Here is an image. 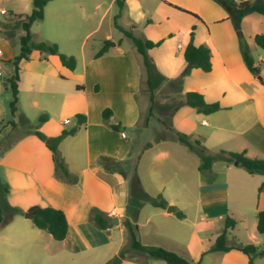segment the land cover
<instances>
[{
    "label": "crops",
    "instance_id": "crops-1",
    "mask_svg": "<svg viewBox=\"0 0 264 264\" xmlns=\"http://www.w3.org/2000/svg\"><path fill=\"white\" fill-rule=\"evenodd\" d=\"M15 1L17 0H10L12 8L16 7ZM20 1L31 3L32 0ZM84 1L51 0L45 5L43 18L49 15L51 20L49 30L52 33L44 42L56 41L54 34L64 35L70 40L77 33L81 22L95 18L92 27L86 33V36L91 35L116 4V0H86L93 8L91 11H85ZM123 1L124 10L129 6L130 0ZM144 1L146 13L155 15V20L148 22L146 28L153 24L160 26L168 22L167 18L160 14L158 4L174 10H177L173 8L174 6L179 7L200 19L177 10L192 18L186 23L184 32L188 35L194 27L193 44L204 45L210 49L211 70L209 72L197 68L187 70L183 61L176 71L175 66L173 67L176 61H162L161 64L166 67V71L162 72L158 63L151 60L153 70L149 76L141 63L144 69L142 74L139 61H136V65L133 61H95L111 56L110 50L98 58L91 56L86 61H76L73 71L62 66L56 55H44L36 51L38 54L36 57L20 62L19 67L22 71L18 81L16 111L14 115L9 114V117L5 118L0 108V205L3 213L0 232L2 233L4 229L2 224L10 228L14 225L13 227L17 226L19 229L20 235L41 236L30 229L33 226L32 221L23 223L17 219L32 206L52 207L61 210L67 220V236L60 241L63 249L58 252L60 260H66V264H79L77 253L102 245H108L109 252L95 254V260L87 264H105L115 257L127 240V230L124 226L126 219L136 224L137 237L142 246L163 247L181 257H189L191 262L197 261V264L207 253L217 254L219 264H238L235 261L237 257L235 253L239 252L238 250L209 252V249L223 230L226 216H231L237 223V220H244L245 211H252L254 219H250L252 229H255L256 214L264 211V191L258 192V187L264 182V175H251L240 166L217 160L212 163L209 171L204 172L206 177L203 179L200 177L198 205L200 204L202 208L190 221L191 226L182 225L188 220L187 215L172 201H166L165 208L153 206L154 210L147 211L140 217L144 203L138 202V197L145 194L153 198L163 190V185H157L149 190L145 188L141 175L137 173L135 174L137 186L135 190L131 187L130 178H125L113 165L130 159L132 144L118 143V140H125L126 135L122 136L121 132L113 131L109 124L117 122L137 126L143 106L140 105L137 112L134 98L141 93L147 98L146 95L149 94L150 101V93H153V97L155 94L153 89H149L148 80L159 78V82L169 83L170 90H167L166 95L161 91L157 92L160 97L157 99L154 97V102L158 105H155L154 110L153 103L149 118H155L158 112L167 113V122L160 115L157 118L162 123V130L170 132L175 130L189 135L192 139H198L211 154L225 150L244 152L249 158H264V51L254 42L256 34H264V16L258 13L247 14L242 18L237 32L225 8L215 0H155L153 9H149L147 3L154 0ZM218 1L226 3L228 0ZM103 5L105 7L101 10L100 7ZM140 9L144 10L142 4ZM29 13L14 10L10 16L23 21L24 15ZM18 15L22 17L17 18ZM76 19L80 20L78 24L75 23ZM165 33L170 36L169 31ZM5 37V34L0 33V38ZM148 38L153 39L150 36ZM159 39L161 38L154 41ZM178 48H181L180 44ZM0 49L3 59L5 52ZM242 49H245L258 65L257 76L252 75L246 68L241 56ZM118 53L120 54L119 50ZM10 57L6 55L4 59ZM5 62L2 63L5 66L3 74L7 79L13 73V66L10 63L9 67V63ZM115 70L118 71L116 74L113 72ZM143 80L144 84L141 83ZM76 86H81L82 89H77ZM191 91L202 94L207 103L217 102L220 109L210 115H203L181 104L184 95ZM22 93L25 94L24 98L21 96ZM40 95L47 105L45 107L56 112L53 117L47 119L43 117V122L34 125L29 118V110L38 105ZM100 98L105 99V102L98 104ZM106 107H110L112 115L104 122L101 111ZM117 112L127 116V122L123 117H119ZM76 114L86 116L84 125H77ZM71 117L73 121L69 120ZM51 123L53 124L50 125ZM67 125L70 126L66 127ZM72 128H76V132L61 139L57 143V151L64 159L69 175L74 178L73 182L57 175L51 151L33 134V131L38 129L45 136L55 138L62 130ZM186 150L190 152L187 148ZM161 156H165V153L158 152L155 158ZM202 199L208 200L207 203L203 204ZM135 201L137 202L135 211H127L128 205ZM216 201L222 203H215ZM169 204L174 205L172 212L167 211ZM13 210L17 212L13 214ZM93 210L102 212L109 220L115 217L117 224L109 225L107 222V227L98 228L91 220ZM178 212L182 217L177 216ZM153 218L157 220L152 221ZM7 219L12 223L6 224ZM151 221L154 227L144 235L146 241L142 240V228ZM213 221H220L221 226L214 230V226L210 227ZM236 227L235 224L227 236L231 235L230 232L236 230ZM181 228L183 231L191 229L188 239L181 237ZM1 238L12 240L10 234L1 235ZM0 253L7 262L13 255L11 250L2 252L0 249ZM127 255L131 257L125 258L120 264H166L162 260L132 250Z\"/></svg>",
    "mask_w": 264,
    "mask_h": 264
},
{
    "label": "rangeland",
    "instance_id": "rangeland-1",
    "mask_svg": "<svg viewBox=\"0 0 264 264\" xmlns=\"http://www.w3.org/2000/svg\"><path fill=\"white\" fill-rule=\"evenodd\" d=\"M83 4L85 11L92 10L93 5L91 3H88L85 0ZM117 4L118 3L113 5L110 12L105 15L99 27L91 35L86 36V33L89 28L92 27V22L95 21V18L93 20H84L83 22H81L80 27H78L77 29V33H75L70 40L66 39V36L64 35L62 36L60 34H54V40L56 41L50 42L57 44L59 52L68 56H73L76 61H86L91 56H94V54L102 46L104 40L110 39L114 42L120 41V45L110 49L109 54L111 56L102 60L95 61H133L134 64L136 63V61H139V65L142 69V58L140 55H138L131 40L125 35L124 32H129L139 39H149L154 41L158 38H163V44L159 47L147 50V55L149 59L158 63L159 70H161L162 72L166 71V67L161 64L162 61H176L173 67L175 66V70L177 71L184 61L182 57V48H184L185 44L189 41V36L184 32L186 27L185 25L188 21H191L192 18L186 14L178 12L177 10H174L162 4H158L160 14L167 18L168 22L160 26H156L155 24H153V26H149L148 28H146L148 22H153V20H155V15L146 13L144 0H130V2L128 3L129 6H126L124 10L123 6L120 9ZM141 4L144 10L140 9ZM14 5L16 7L12 8L10 5V0H0V8L4 9L7 12V14L5 15L0 14V33L1 35L2 33L6 35L5 38H0V48L4 50L7 56H11L9 59L5 60L4 56L6 55L4 54L3 59H1L2 63H6L5 61L8 62V60H12V58L17 56L20 51L19 36L22 34V20L12 18L10 16L11 12L15 10L18 12L29 13L32 10V3L30 2L17 0L14 2ZM147 5L149 9H153L155 7V0L154 2L148 1ZM104 7L105 5L101 6L100 9L103 10ZM79 22V19L75 20V23L78 24ZM50 23L51 20L48 14L45 18H43V20L34 23L31 27V41L34 43L45 41V39L48 38L47 36L52 33V31L49 30ZM167 31H169L170 36L166 35L165 32ZM197 34H199V32ZM148 36L152 37L153 39L148 38ZM178 44L181 45V48H178ZM118 50L120 51V54L118 53ZM37 55L38 54L35 51H32L29 54L28 60L26 61H29V59H32ZM2 63L0 66V108H2L3 116H5V118H8L9 114H11L9 102L12 98V95L9 86H3L2 77H5V75L3 74L5 66H3ZM8 63L10 65L11 62ZM9 67H11V65ZM21 71L22 69L20 67V69L18 70V75H20ZM113 72H115L116 74V72L118 71L115 70ZM142 74H144V69H142ZM141 83L144 84V80ZM151 84L153 92L155 94V99L160 97V94L157 92L161 91L166 95L168 94L167 90H170L169 83L166 81L159 82V78H154V80L151 81ZM21 96L22 98H24L25 94L22 93ZM146 96L147 98H145L143 96V93H141L137 96V98H134L137 112L139 111V106H143L141 119L137 126L121 124V127L124 128H120V130L115 131L118 133L123 132L126 135L125 140H118L117 142H130L132 144L133 151L131 155H129L130 159H128L127 161L119 162L113 166L118 168V170L121 171L125 178H130V185L134 190L137 186V180L135 178V174L137 173L141 175L142 183L144 184L145 188L149 190L153 189L157 185H163V190L159 193V195L161 194L163 202L165 203L166 201H172L175 206H178V208L182 210L188 218V220L183 222L182 225H184V227H187L188 225L191 226L190 221H192L193 218L196 217L198 213H200V210L202 208L200 204L198 205L200 184L199 180L200 177H202L203 179L206 176L204 175V172H200L197 170V166L200 163L198 156L196 154L194 155L188 152L184 145L174 139L173 134L170 131L162 130V123L159 122L157 118L158 115H160L164 118L165 122H167V113L160 114L158 112L155 118H149L151 114L148 113V108L150 107L151 103L148 100L149 94H147ZM98 102V104H101V102H105V99L103 100L100 98ZM116 103L118 104V101ZM144 104L146 105V107H144ZM156 104L154 102V110L156 109ZM45 106L47 105L43 102V96L40 95L38 105L31 107L29 110V118L32 124L36 125L40 117H44L45 119H47L51 116H54L56 111ZM94 106H96V103H94ZM117 115L119 117H123L127 122L128 117L124 116L123 113L117 112ZM70 119L72 121L74 120L72 117L69 118V120ZM147 122L149 125L147 124ZM52 124L53 123H51L50 125ZM70 125H67L66 127H69ZM163 134L165 136H163ZM161 138L168 139L161 140ZM158 152H164L165 156L155 158ZM139 153L141 155H139ZM155 197L156 196H154L153 198ZM150 198V196H147L145 194L138 197V202L141 201L144 203V208L140 214V217H143L144 213H147V211L150 212L154 210V205L151 203ZM207 201L208 200L206 199H202L203 204L207 203ZM215 203H222V201H216ZM136 204L137 202L135 201L131 205H128L131 212L135 211L134 208ZM173 204H169L168 206H174ZM197 208L199 210H197ZM251 212L252 211H245L244 220H237L238 222L236 223V230L230 232L231 235L229 234L227 236V241L230 243L239 242L242 244H253L258 247L259 251L264 252V236L258 234L254 228L252 229L250 218H254L252 217ZM24 214L17 220L23 223H31V219H24ZM139 220L143 222L142 219ZM155 220L157 219L153 218L152 221ZM152 221L149 224H146L144 228H142V240L146 241L144 235L152 227H154ZM5 223H12V221H10V219H7L5 220ZM1 226L4 229L2 233L0 232V249H2V252H5V250H11V252L13 251V255L10 261L7 262L5 260L6 258L0 253V264H63L64 260H60V256L58 255V252L63 249L61 242L52 239L46 232L39 231L31 226L30 229L32 231H34L35 233H40L41 235L38 237H33L20 235L17 226L13 227L14 225H11V228L5 227L3 224ZM213 226L215 227L214 230L217 229L216 227L219 228L221 226L220 221H213L210 227ZM182 229L183 228H181L180 230L181 237L184 239H188L191 229L189 231H183ZM252 233H254V236H252ZM4 234H10L12 236V240L2 239L1 235ZM137 240L140 241L138 237ZM127 241L128 240H126L125 243L126 245ZM107 248H109L108 245H102L101 247L93 249H83V251L77 253V255L79 256V264H87L91 260H95L94 255L97 253L109 252ZM235 254L237 255L235 261L238 264L248 263L247 257L244 253L239 251ZM216 255L217 254L209 253L203 255L199 264H219L220 261L218 256ZM183 258L191 262L189 257ZM253 262L254 264H264V255H256L253 258ZM64 263L66 264V260L64 261ZM193 264H197V261Z\"/></svg>",
    "mask_w": 264,
    "mask_h": 264
},
{
    "label": "trees",
    "instance_id": "trees-1",
    "mask_svg": "<svg viewBox=\"0 0 264 264\" xmlns=\"http://www.w3.org/2000/svg\"><path fill=\"white\" fill-rule=\"evenodd\" d=\"M51 0H32V10L29 14L24 15L25 19L21 23V28L23 34L19 37V46L20 51L19 54L12 58V60H8L11 62L13 66V73L7 77L6 81L8 83L9 88L11 89L12 98L9 102V108L11 115H14L17 102H18V81L19 75L18 70L20 69L19 63L22 61H26L29 58V54L32 51H36L40 54L44 55H56L62 66L67 68L70 71H73L76 66V59L73 56H68L59 52L58 46L55 43L48 42H37L34 43L31 41V33L30 27L31 25L43 19V9L45 5ZM217 1L221 6L225 8L228 14V18L230 19L235 31L239 32V25L244 16L250 13H258L264 16V0H239L232 1L228 0L226 3H222L221 1ZM123 0H116L117 5L121 9L123 6ZM170 5V4H169ZM173 8L191 15L192 17L200 20L195 14L190 13L189 11L183 10L179 7L174 6ZM22 15H18L17 18H21ZM125 35L131 40L136 52L142 58V64L146 70V72L151 75V71L153 70V65L151 63V59H149L147 55V50L159 47L164 39H159L157 41H152L149 39H139L133 36L129 32H124ZM189 41L185 45L182 56L186 63V68H197L202 70L203 72H209L211 70V61H210V49L204 45H194L193 44V36H194V27L191 28L189 32ZM254 42L256 46L264 51V34H256L254 36ZM120 45V41L114 42L110 39H106L103 41L102 46L99 50L94 54L93 58H98L108 52L110 49ZM241 56L246 68L249 72L257 76L259 74V67L255 63L253 57L245 50H241ZM186 72V71H185ZM149 89L151 90V81L148 80ZM77 89H82L81 86H76ZM97 89L96 86L94 88ZM150 108L149 114H151L154 97L153 93H150ZM181 104L187 105L190 108H193L197 113H201L203 115H210L220 109V106L217 102L207 103L205 102L202 94L191 91L187 92L184 95V98L180 101ZM112 115V110L108 107L104 108L101 111V118L104 122ZM75 118L77 120V125H84L86 123V116L84 114H76ZM44 118L40 117L38 122H43ZM13 124V122H10ZM110 129L113 131H118L123 129L120 123L109 124ZM76 132V128H72L70 130H62L60 134L55 138H50L45 136L38 129L33 131V134L42 142H44L45 146L51 151L52 161L55 166V171L57 175L60 177L73 182L74 178L69 175L68 169L64 162V159L59 155L57 151V143L68 135H72ZM173 137L177 142L184 145L190 152L196 154L200 160L198 164L197 170L200 172H207L210 170L213 162L217 160H222L227 164H232L233 162H238L239 166L243 168L248 174H260L264 175V158H249L245 156L244 152H230L225 150H220L217 153H209L207 149L200 143L198 139H192L189 135L180 133L178 131H171ZM6 191V188H4ZM264 191V182L258 187V192ZM151 203L155 207L165 208V203L162 200L161 195H157L155 198H150ZM129 210V207L127 211ZM17 211L13 210V214ZM28 213L32 215L31 221L35 228L42 230L49 234L54 240L62 241L67 236V220L65 214L56 208L52 207H39L32 206L27 210ZM178 217H182L180 212L177 213ZM91 220L93 223L100 229L107 227V222L109 220L102 212L93 210L91 215ZM2 221V208L0 205V222ZM236 222L231 216H226L224 219L223 230L216 237L214 244L210 247L209 252H227L230 250H238L244 253L248 257V264H253V258L256 255H264V252L259 251L258 247L253 244H242L236 242H228L227 241V233L230 229L235 226ZM124 226L127 230V245L123 246L119 253L108 260L105 264H120L122 260L127 257H131L127 255V253L132 250L133 252H137L140 254H145L150 258L158 259L164 261L166 264H193L181 257L177 253L171 250H167L163 247L156 248H148L142 246L137 240V226L136 224H132L128 219L124 221ZM255 229L258 234L264 236V211H259L256 214V226ZM127 246V247H126Z\"/></svg>",
    "mask_w": 264,
    "mask_h": 264
},
{
    "label": "water",
    "instance_id": "water-1",
    "mask_svg": "<svg viewBox=\"0 0 264 264\" xmlns=\"http://www.w3.org/2000/svg\"><path fill=\"white\" fill-rule=\"evenodd\" d=\"M258 79H260V78L258 77ZM2 81H3V86H4V87H7L8 83H7V81H6V77H2ZM233 165H234V166H239V163L235 161V162H233ZM167 211H168V212H172V211H173V207H172V206H168ZM24 217H25V218H29V219H31V218H32V215H31L30 213L26 212V213L24 214ZM108 224H109V225H115V224H117V219H116L115 217L111 218V219L108 221Z\"/></svg>",
    "mask_w": 264,
    "mask_h": 264
},
{
    "label": "built area",
    "instance_id": "built-area-1",
    "mask_svg": "<svg viewBox=\"0 0 264 264\" xmlns=\"http://www.w3.org/2000/svg\"><path fill=\"white\" fill-rule=\"evenodd\" d=\"M7 12L5 11V10H3V9H0V14H2V15H5ZM2 55H3V53H2V50L0 49V66H1V63H2ZM0 74H1V67H0ZM121 135L122 136H124V133L123 132H121Z\"/></svg>",
    "mask_w": 264,
    "mask_h": 264
}]
</instances>
